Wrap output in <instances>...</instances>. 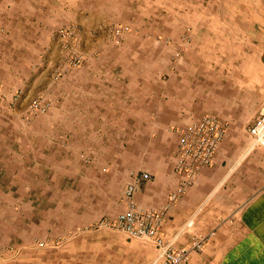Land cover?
I'll return each instance as SVG.
<instances>
[{"label":"crops","instance_id":"0c3cea01","mask_svg":"<svg viewBox=\"0 0 264 264\" xmlns=\"http://www.w3.org/2000/svg\"><path fill=\"white\" fill-rule=\"evenodd\" d=\"M114 23L137 33L102 45ZM69 25L94 59L60 65ZM262 54L264 0H0V264H150L152 243L94 227L132 174L175 248L209 237L188 264H264ZM204 115L224 140L168 207L177 131Z\"/></svg>","mask_w":264,"mask_h":264},{"label":"built area","instance_id":"2783aa9c","mask_svg":"<svg viewBox=\"0 0 264 264\" xmlns=\"http://www.w3.org/2000/svg\"><path fill=\"white\" fill-rule=\"evenodd\" d=\"M113 35L121 36L127 27L116 26L110 30ZM76 28L71 26L62 31V36H76ZM80 58L72 56L70 64L78 65ZM54 78L59 77L56 70ZM30 110L44 113L47 107L41 105V100L34 101ZM226 124L211 115H204L184 129L177 131V151L174 157V172L180 176L176 190L170 194L168 207L173 206L185 190L192 186L199 172L212 165L218 148L226 134ZM251 145L264 147V115L248 130ZM147 179L146 174L142 175ZM139 177L132 174L123 192L125 208L114 218L102 217L96 224V229H110L122 232L133 239H141L152 243L157 251L156 257L150 264H188L189 255L201 250L209 237H197L190 245L175 248L173 240H166L161 231L163 213L152 209L139 210L133 200L137 191Z\"/></svg>","mask_w":264,"mask_h":264},{"label":"rangeland","instance_id":"374dc122","mask_svg":"<svg viewBox=\"0 0 264 264\" xmlns=\"http://www.w3.org/2000/svg\"><path fill=\"white\" fill-rule=\"evenodd\" d=\"M75 27L76 32H78V28L74 25H69L65 26L60 29L58 32L57 36V42L59 44V50H60V55H61V62L60 65H72L70 64V60L72 56L76 55L77 57L80 58V63L82 64L84 61H86L88 58L94 59V41L88 40L87 43L85 44L83 38L81 39L82 36H62V31L64 29H67L69 27ZM116 26H124L127 27V31H125L121 36H115L112 34L110 31L112 28ZM137 33V29H131L128 25H123L122 23H114L110 25L109 30H108V36H104L102 40V45H114L115 46H120L121 43L123 42V38L125 37L124 35L127 34L128 32ZM105 47V46H104ZM93 49V50H92ZM89 51V52H88ZM79 63V64H80ZM58 70L57 68L55 71ZM57 73L53 72V75H56ZM61 74L59 73V76ZM39 99L42 101V95L40 94L36 100ZM42 105V104H41ZM35 113L30 110L28 111V115Z\"/></svg>","mask_w":264,"mask_h":264},{"label":"water","instance_id":"95a60500","mask_svg":"<svg viewBox=\"0 0 264 264\" xmlns=\"http://www.w3.org/2000/svg\"><path fill=\"white\" fill-rule=\"evenodd\" d=\"M261 59H262V62H264V54H262Z\"/></svg>","mask_w":264,"mask_h":264}]
</instances>
